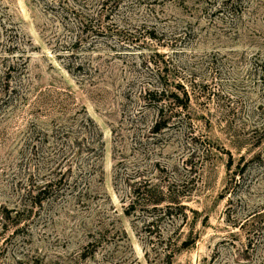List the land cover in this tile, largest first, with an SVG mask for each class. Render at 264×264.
Instances as JSON below:
<instances>
[{
	"label": "rangeland",
	"instance_id": "374dc122",
	"mask_svg": "<svg viewBox=\"0 0 264 264\" xmlns=\"http://www.w3.org/2000/svg\"><path fill=\"white\" fill-rule=\"evenodd\" d=\"M0 264H264V0H0Z\"/></svg>",
	"mask_w": 264,
	"mask_h": 264
},
{
	"label": "trees",
	"instance_id": "16d2710c",
	"mask_svg": "<svg viewBox=\"0 0 264 264\" xmlns=\"http://www.w3.org/2000/svg\"><path fill=\"white\" fill-rule=\"evenodd\" d=\"M92 30L94 31V29ZM144 92H145L144 98L147 97L150 100H154L155 104H157L159 108V113H160L161 118H160V121L158 120L156 121L155 128H154V131H157V132L160 131L165 125H169L170 120L175 115L174 113H176L177 111H180V109L184 108L186 105V103L183 101L184 98H181L180 93L168 90L167 87H161V88L154 87L153 89L147 88L144 90ZM182 93H183V96H185L186 98H190L189 90L184 89ZM167 98H170L169 107H167V103H165L167 102L166 100ZM171 105L175 106L176 109L174 110L173 108H171ZM167 111H170V112H167ZM166 113H168V115H166ZM168 116L169 117L171 116V119H168L169 118ZM152 202L154 204L153 206H156V204H159V202L161 201L157 199V200H153Z\"/></svg>",
	"mask_w": 264,
	"mask_h": 264
}]
</instances>
